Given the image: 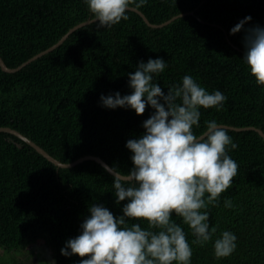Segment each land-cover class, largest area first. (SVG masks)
<instances>
[{
  "label": "trees",
  "instance_id": "16d2710c",
  "mask_svg": "<svg viewBox=\"0 0 264 264\" xmlns=\"http://www.w3.org/2000/svg\"><path fill=\"white\" fill-rule=\"evenodd\" d=\"M130 7L153 25L194 15L155 29L127 11V20L112 27L84 25L49 50L69 30L95 19L85 0H0L4 64L14 69L48 50L18 72L0 68V128L19 132L63 164L92 156L128 173L133 154L126 142L144 134L142 124L154 110L149 106L137 115L128 107L110 109L100 97L130 95L129 74L140 62L162 58L167 67L154 81L165 93L191 75L209 93L218 90L227 98L220 110L200 109L196 135L212 120L264 134V86L256 84L243 59V29L264 28V0H147ZM246 17L251 19L243 29L230 34ZM226 129L238 145L227 154L239 167L218 206L207 209L216 233L203 246L193 244L188 226L175 213L172 219L192 247L190 264H264V140L253 130ZM113 180L98 162L58 168L14 135L0 133V258L7 256L0 264H30L35 245L48 251L51 264H80L81 257L64 256L61 249L82 233L90 206L122 215L128 201L116 203ZM225 200L233 206L226 208ZM128 223L147 227L144 221ZM223 231L237 237V246L217 258L213 244Z\"/></svg>",
  "mask_w": 264,
  "mask_h": 264
},
{
  "label": "clouds",
  "instance_id": "9594fccd",
  "mask_svg": "<svg viewBox=\"0 0 264 264\" xmlns=\"http://www.w3.org/2000/svg\"><path fill=\"white\" fill-rule=\"evenodd\" d=\"M98 26L112 27L126 15L130 5L140 8L147 0H85ZM251 18L246 17L230 30L235 34ZM243 57L257 85L264 86V28L243 29ZM167 67L162 58L140 62L129 74L130 95L101 96L104 107H128L143 115L146 107L154 112L142 127L144 134L129 139L132 169L122 173L113 169L116 203L127 200L122 215L114 216L103 205L90 206V216L81 225L82 233L66 242L61 254L81 257L80 264H190L192 247L181 224L182 219L203 246L216 233L208 223L209 205L218 206L220 195L232 186L238 164L228 154V147H238L228 130L215 120L206 122V130L196 135L200 109H222L227 99L220 91L209 93L191 75L182 84L171 85L165 93L154 76ZM207 194V196H206ZM224 206L231 208V200ZM144 221L129 224L128 221ZM237 237L223 231L215 239L214 255L226 258L236 249ZM70 249V251H68ZM87 257V258H85Z\"/></svg>",
  "mask_w": 264,
  "mask_h": 264
},
{
  "label": "water",
  "instance_id": "95a60500",
  "mask_svg": "<svg viewBox=\"0 0 264 264\" xmlns=\"http://www.w3.org/2000/svg\"><path fill=\"white\" fill-rule=\"evenodd\" d=\"M128 11H131V12H134L136 14H138L141 19L144 21V23L150 27V28H161V27H164L166 25H168L169 23L173 22L175 19L179 18V17H183L185 15H194L192 12L190 13H185V14H181L179 16H175V17H172L170 20L160 24V25H153V24H150L148 22V20L145 18V16L140 12L138 11L137 9L133 8V7H129V10ZM92 22H95V19H92V20H88L86 21L85 23H82L78 26H75L74 28H72L71 30H69V32L64 35L61 40L53 47H51L49 50H52L54 49L57 45L61 44L67 37L69 34L73 33L75 30H77L78 28L84 26V25H88ZM48 52L45 51V52H41L39 54H37L36 56L30 58L29 60H27L26 62L22 63L20 66L14 68V69H10L8 68L4 62L2 61V58H0V68L2 69L3 72L5 73H9V74H12V73H15V72H18L19 70H21L22 68L26 67L27 65H29L31 62H33L34 60L38 59L39 57H41L43 54H46ZM225 128H228L230 130H234V131H243V130H253V131H256L264 140V134L262 133V131L256 129V128H231V127H227V126H223ZM2 132H5V133H8V134H11V135H14L15 137H17L18 139L22 140L24 143H26L27 145H29L30 147H32L39 155H42L45 159H47L49 162H51L52 164H54L55 166H57L58 168H71V167H74L75 165L81 163V162H84V161H87V160H91V161H95V162H98V164H100L102 167H104L109 174L113 175L114 176V172L113 170L104 163V161H102L101 159H99L98 157H92V156H87V157H84V158H81L73 163H69V164H63L57 160H55L52 156L48 155L42 148H40L39 146H37L34 142H32L31 140H29L27 137L23 136L22 134H20L19 132L15 131V130H12L10 128H0V133Z\"/></svg>",
  "mask_w": 264,
  "mask_h": 264
},
{
  "label": "rangeland",
  "instance_id": "374dc122",
  "mask_svg": "<svg viewBox=\"0 0 264 264\" xmlns=\"http://www.w3.org/2000/svg\"><path fill=\"white\" fill-rule=\"evenodd\" d=\"M34 247L31 246V249L34 248L35 252H34V256L29 258L30 264H51L52 263L51 255L48 253L46 249H41L39 246H36V245ZM0 259L4 261L7 259V256H1Z\"/></svg>",
  "mask_w": 264,
  "mask_h": 264
}]
</instances>
